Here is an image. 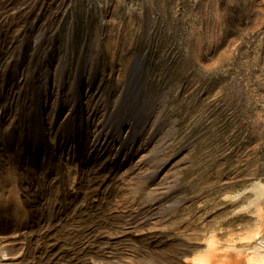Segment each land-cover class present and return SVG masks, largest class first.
<instances>
[{"label": "bare ground", "instance_id": "bare-ground-1", "mask_svg": "<svg viewBox=\"0 0 264 264\" xmlns=\"http://www.w3.org/2000/svg\"><path fill=\"white\" fill-rule=\"evenodd\" d=\"M71 1L0 0V264H264L261 178L202 202L226 205L208 231L166 229L177 198H191L152 152L161 126L146 57L129 59L139 75L124 93H106L83 60L74 75L68 56L52 69ZM137 87L149 105L137 108Z\"/></svg>", "mask_w": 264, "mask_h": 264}, {"label": "rangeland", "instance_id": "rangeland-1", "mask_svg": "<svg viewBox=\"0 0 264 264\" xmlns=\"http://www.w3.org/2000/svg\"><path fill=\"white\" fill-rule=\"evenodd\" d=\"M54 38L51 68L68 56L74 75L83 60L106 93H124L139 75L129 59L146 57L161 126L152 152L169 159L191 198H177L167 230L208 231L226 205L202 202L264 180V0H72ZM148 92L134 91L137 108Z\"/></svg>", "mask_w": 264, "mask_h": 264}]
</instances>
